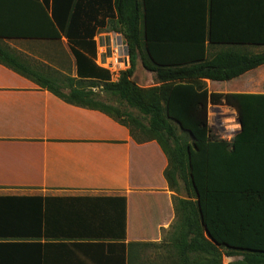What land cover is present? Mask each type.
Listing matches in <instances>:
<instances>
[{"label": "trees", "instance_id": "16d2710c", "mask_svg": "<svg viewBox=\"0 0 264 264\" xmlns=\"http://www.w3.org/2000/svg\"><path fill=\"white\" fill-rule=\"evenodd\" d=\"M9 1L0 10L21 18L0 21V63L69 103L112 116L136 141L161 146L164 176L176 193L170 238L178 264H223L224 254L241 256L230 264H264V94H209L203 81L230 80L264 64V51L244 48L264 45V0H203L191 33H174L170 22L157 33L153 0ZM106 27L122 32L129 48L130 67L117 81L95 62V37ZM3 38H66L77 77L45 74ZM208 41L228 47L208 57ZM138 61L160 86L134 81ZM97 87L114 102H103ZM219 100L238 111L242 125L231 142L209 133L207 105ZM57 200L0 196V264H126L125 197L99 199L96 223Z\"/></svg>", "mask_w": 264, "mask_h": 264}, {"label": "crops", "instance_id": "0c3cea01", "mask_svg": "<svg viewBox=\"0 0 264 264\" xmlns=\"http://www.w3.org/2000/svg\"><path fill=\"white\" fill-rule=\"evenodd\" d=\"M153 1L158 8L157 33H166L168 22L174 24V33H191L190 24L202 19L203 0ZM10 2L1 0L0 8ZM217 2L226 5L228 0ZM238 4L245 6L247 0ZM19 18V12L0 10V21ZM102 33L122 32L106 27L95 37V62L110 70L109 38ZM2 43L23 55L32 67L36 60L54 72L77 77L76 60L66 38H3ZM226 47L208 41L207 56ZM244 48L264 51V45ZM133 79L143 88L161 85L141 61ZM117 80L112 73V81ZM203 81L209 94H264V64L230 80ZM167 165V156L156 140L138 142L130 128L112 116L98 108L69 103L0 63V196L63 200L61 204L92 216L89 220L94 223L97 206L104 204L99 199L125 197L126 264H153L159 255L163 259L175 254L170 234L176 221V193L164 176Z\"/></svg>", "mask_w": 264, "mask_h": 264}, {"label": "rangeland", "instance_id": "374dc122", "mask_svg": "<svg viewBox=\"0 0 264 264\" xmlns=\"http://www.w3.org/2000/svg\"><path fill=\"white\" fill-rule=\"evenodd\" d=\"M102 35H103V38H107V37L109 38V40L107 41V44H108L107 53H109V51L112 52L110 54L111 55L110 56L111 60H109L112 63L108 62L107 64H108L110 70L112 71V73L114 75V78L117 80V77H119L120 72L130 67V63H131L130 59L131 58H130V54H129V48H128L129 63L126 64V65L125 64H120L119 61H117L116 49H117V44H118L117 36L121 35V33H102ZM123 35L124 34L122 33V36ZM125 43L127 44L126 41H125ZM4 44H10V43H6L5 42ZM126 44H124V47L128 46V44L127 45ZM98 51H103L104 52V49L101 50V49L98 48ZM19 57L22 60H25V59H23V57H24L23 55H19ZM32 62H33L32 64H35V65L37 64L36 68L38 66L39 70L44 72L45 74L56 75V76H61L60 74L67 75L66 73H62V72H59V71L58 72L52 71V68L49 65H46L45 63L39 62V64H38V62L36 60L32 61ZM116 75H117V77H116ZM96 91L100 95L99 98L103 102H106V103L109 102L110 104H112L114 102V100H113L114 98L111 97V96H108L104 91H101L99 89H96ZM209 104H210L211 107L208 106ZM208 105H207L208 115H209V108H210V110H213V111H214L215 108L216 109H220L217 113H220L222 115V118H223L222 121H224L226 123L229 121V117H230V121L232 120L231 117H232L233 113H237V117H239L238 111L236 109H234L232 106L230 108V106L228 104L224 103V101L221 102V100H219V101H215L214 103L209 101ZM209 117H210V115H209ZM159 256L155 258V261H154L153 264H178V260H177L176 254H169V255L166 256V258L163 257V259L161 257L159 258ZM238 259H241V256L231 257V256H227V255L224 254L223 257H222V263L223 264H230V263H232V262H234V261H236Z\"/></svg>", "mask_w": 264, "mask_h": 264}, {"label": "built area", "instance_id": "2783aa9c", "mask_svg": "<svg viewBox=\"0 0 264 264\" xmlns=\"http://www.w3.org/2000/svg\"><path fill=\"white\" fill-rule=\"evenodd\" d=\"M118 44L116 49V56L117 61L120 64H128L129 57H128V46L124 47L125 40L124 37L121 35L117 36ZM127 45V44H126ZM220 109L210 110L209 108V115H208V126H209V133L211 137L216 139L225 140L231 142L232 139L240 132L242 125L240 122L239 117H237V113L232 114V120L226 123L222 118L220 113H217ZM211 111V112H210ZM211 113V114H210ZM235 119V120H234Z\"/></svg>", "mask_w": 264, "mask_h": 264}]
</instances>
